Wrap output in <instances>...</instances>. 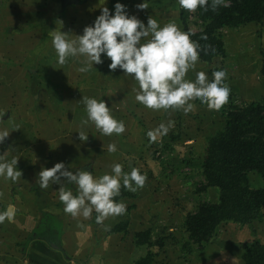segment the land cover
<instances>
[{
    "label": "rangeland",
    "instance_id": "374dc122",
    "mask_svg": "<svg viewBox=\"0 0 264 264\" xmlns=\"http://www.w3.org/2000/svg\"><path fill=\"white\" fill-rule=\"evenodd\" d=\"M98 2L0 0V132L9 133L0 154L7 151L8 160L18 157L17 168L22 173L15 181L0 178V211L14 205L15 219H21V223L13 221V226L9 220L0 223V254H8L0 264H35L29 252L36 246L41 255L43 244L48 255L43 254L49 259L42 256V264H133L147 253L145 246L135 244L134 235L147 229L154 241L164 239L159 259L166 264H242L243 244L257 240L264 245V206L251 225L229 222L220 226L202 249L192 244L184 247L187 236L182 223L199 203L218 202L217 188L199 190L204 184L200 167L206 139L222 128L230 104L243 106L264 96V19L223 29L225 58L211 64L199 61L187 74L194 81L196 71H204L210 80V68L226 69L229 102L216 111L197 100L194 110L185 114L145 108L135 99L138 83L119 69L110 71V61L95 65L88 73L77 71L84 57L69 58L64 65L57 62L51 31L62 28L73 32L70 36L82 34L84 26L100 14ZM121 2L145 24L151 15L161 26L175 22L181 27L178 0H147L143 10L135 7L141 0ZM115 3L108 0L107 7L112 9ZM189 19L190 30L197 32L199 21L192 15ZM58 21H63V27ZM83 97L104 99L112 114L124 121L126 131L104 136L90 123L88 140L80 141L77 132L81 119L86 118ZM169 120L175 122L169 133L149 142L146 132ZM109 143L117 145L115 153L108 152ZM60 161L97 177L110 173L118 162L126 172L139 168L147 181L143 188L126 190L129 195L118 199L126 203V214L109 217L101 225L96 223L95 212L88 219L65 213L54 191L58 185L50 182L47 188L40 187L41 169ZM248 183L258 189L264 180L250 172ZM68 187L75 193L74 185ZM40 189L45 191L42 196ZM46 196H55L56 204ZM123 222L126 230L109 233ZM34 242L38 244L32 246ZM56 251L62 262L53 259Z\"/></svg>",
    "mask_w": 264,
    "mask_h": 264
},
{
    "label": "clouds",
    "instance_id": "9594fccd",
    "mask_svg": "<svg viewBox=\"0 0 264 264\" xmlns=\"http://www.w3.org/2000/svg\"><path fill=\"white\" fill-rule=\"evenodd\" d=\"M108 0H99L100 14L91 24L84 26L82 34L70 36L71 31L61 29L51 31V43L55 49L57 62L64 65L69 58L84 57L77 68L80 73H88L95 65L110 61L107 67L114 72L120 70L123 75L131 76L139 88L135 99L151 110H182L185 114L193 111L194 101L207 105L210 110L219 111L229 102L231 87L226 69L220 68L212 72L209 80L204 71H196V79H187L190 70H195L202 51L207 53L215 49L210 45H201L191 38V33L184 31L175 22L161 23L149 15L147 24L133 14L127 4L116 0L113 8L107 7ZM181 8L194 12L197 8L205 11L211 7L216 11L224 5V0H178ZM135 7L147 9V0H141ZM63 27V21H58ZM202 34L200 40H207ZM96 69V68H95ZM86 118L80 122L78 139L87 141L88 125L94 124L97 131L104 136H119L126 131L123 120H118L111 107L104 99L83 97ZM175 122H161L156 128L149 129L146 136L149 142H157L167 135ZM9 133L0 132V145ZM110 153L117 151L115 143H109ZM7 151L0 154V178L15 181L22 173L17 168L18 157L6 159ZM147 175L139 168L132 167L130 172L124 171L122 163H113L111 172L94 176L85 168L72 170L63 161L54 166L43 167L38 173L40 187L47 188L51 182L58 185L59 200L64 205V212L72 217L90 218L96 213L97 224L109 217L126 214L127 205L115 198L121 195V188L136 192L143 188ZM68 185L75 186V193ZM15 206L9 205L0 211V223L13 220Z\"/></svg>",
    "mask_w": 264,
    "mask_h": 264
},
{
    "label": "trees",
    "instance_id": "16d2710c",
    "mask_svg": "<svg viewBox=\"0 0 264 264\" xmlns=\"http://www.w3.org/2000/svg\"><path fill=\"white\" fill-rule=\"evenodd\" d=\"M191 15L200 23L197 32L189 28ZM263 19L264 0H224V5L216 11L211 7L207 11L197 8L193 14L183 8L179 11L182 30L190 32L191 38L202 46L207 44L215 49V53L211 50L201 52L199 61L207 64L226 56L223 29L260 23ZM202 34L207 35L206 41L200 40ZM262 61L264 63V51ZM214 70L218 68L209 69L210 80ZM223 120L222 128L206 139L200 167L204 184L199 190L217 188L218 202H201L193 212L186 214L182 223L187 236L184 247L190 248L192 244L202 249L225 223L251 225L259 218L264 206V184L252 189L248 183L250 172L258 173L264 180V96L243 106L230 104ZM127 195L129 192L122 187L121 195L115 199ZM126 228L127 224L123 222L110 229L109 233H118ZM151 233V229H147L134 235L135 244L145 246L147 253L133 264H166L159 259L164 251V239L154 241ZM241 258L242 264H264V245L257 240L243 244Z\"/></svg>",
    "mask_w": 264,
    "mask_h": 264
},
{
    "label": "crops",
    "instance_id": "0c3cea01",
    "mask_svg": "<svg viewBox=\"0 0 264 264\" xmlns=\"http://www.w3.org/2000/svg\"><path fill=\"white\" fill-rule=\"evenodd\" d=\"M5 149H7V147H4ZM40 190H42V189H40ZM58 190V187L57 188H55L54 189V191H57ZM43 191V192H42ZM41 191V196H42V194L43 193H45V191L44 190H42ZM56 196L59 198V192H57V194H56ZM47 198H49V199H47ZM55 198V196L54 197H52V196H46V199H47V201H49V203H51L52 205L53 204H56V203H54V199ZM60 201V200H59ZM61 202V201H60ZM6 209V208H5ZM4 211V210H3ZM24 216V215H23ZM15 215H14V218H13V220H11V221H9V223H11V226H13V225H15V224H13L14 222L13 221H16V220H19V219H15ZM25 217V216H24ZM19 222L21 223V219L19 220ZM20 226H22V225H20ZM25 227V226H24ZM4 243V242H3ZM38 243L37 242H34L33 244H32V246H35V245H37ZM43 245H45L46 246V244H43ZM42 245V246H43ZM45 246H43V250H45L46 251V248H45ZM36 246L34 247V248H31V250H30V252L29 253H31V259H33V263H35V264H42L41 262H43V261H45L43 258L44 257H48V256H44V254L43 253H46L45 251H42V254L41 255H39L38 256V253L36 252ZM48 253V252H47ZM46 253V255H48ZM2 254V258L0 259V262H4V260L6 259V257H8V254H6V253H1ZM0 254V255H1ZM7 255V256H6ZM42 256H43V258H42ZM33 257V258H32ZM54 258H56V259H58L59 261H61L62 262V260L61 259H59V257H58V253H57V251L55 252V254L53 255V259ZM20 259V258H19ZM48 259H49V257H48ZM60 262V263H61Z\"/></svg>",
    "mask_w": 264,
    "mask_h": 264
},
{
    "label": "water",
    "instance_id": "95a60500",
    "mask_svg": "<svg viewBox=\"0 0 264 264\" xmlns=\"http://www.w3.org/2000/svg\"><path fill=\"white\" fill-rule=\"evenodd\" d=\"M75 1H77V0H75Z\"/></svg>",
    "mask_w": 264,
    "mask_h": 264
}]
</instances>
